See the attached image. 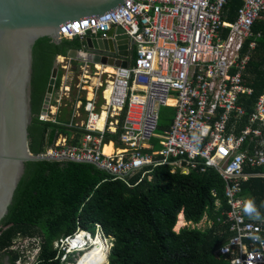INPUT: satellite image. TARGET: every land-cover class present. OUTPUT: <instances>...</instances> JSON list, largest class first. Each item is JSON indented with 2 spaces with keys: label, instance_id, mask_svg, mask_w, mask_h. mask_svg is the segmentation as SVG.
<instances>
[{
  "label": "built area",
  "instance_id": "built-area-1",
  "mask_svg": "<svg viewBox=\"0 0 264 264\" xmlns=\"http://www.w3.org/2000/svg\"><path fill=\"white\" fill-rule=\"evenodd\" d=\"M227 3L125 0L119 8L60 34L59 39H81L98 33L107 36L121 27L134 57L126 66L99 65L93 74L91 64L83 61L76 89L87 94L91 89L93 97L76 105L78 110L83 107L86 119L78 122L76 110L78 121L65 126L86 133L75 146L59 135L39 156L92 164L124 181L148 167L168 165L183 174L213 169L223 178L229 207L225 222L235 234L218 255L231 264H264V228L244 214L245 199L239 198L245 183L264 176V91L256 103H244L254 94L244 82L251 58L244 50L247 42L250 51L256 47L251 38L264 0H243L233 23L223 20ZM62 62L61 68L70 65ZM64 88L60 97L69 92ZM59 98L51 100L48 115L60 106ZM100 98L103 103L98 104ZM162 107L174 108L175 118L159 135ZM48 115L43 120L54 122ZM118 130L122 146L130 152L107 155V136ZM154 138L160 139L161 148L145 151L147 141ZM246 165L263 167V172H247ZM252 235L261 241L252 240Z\"/></svg>",
  "mask_w": 264,
  "mask_h": 264
},
{
  "label": "trees",
  "instance_id": "trees-1",
  "mask_svg": "<svg viewBox=\"0 0 264 264\" xmlns=\"http://www.w3.org/2000/svg\"><path fill=\"white\" fill-rule=\"evenodd\" d=\"M228 1L233 16L242 0ZM262 17L253 27L251 40L256 47L250 51L249 43L245 45L244 52L251 54V58L244 82L254 94L245 97L244 103H256L264 91V11ZM79 45L75 38L56 44L50 37H42L33 48V121L29 127V148L33 155L45 153L58 135L71 133V129L42 121L39 116L56 56L65 55L69 48ZM57 87L58 79L54 88ZM171 110L175 112L174 108ZM117 136L119 130L109 134L107 141H114ZM106 153L118 155L125 151L110 143ZM249 166L246 165L247 172H263V167ZM146 170L149 173L144 174ZM239 198L254 199L262 216L256 224L263 227L264 176L245 183ZM228 211L223 178L213 169L183 174L173 172L168 165L148 167L124 181L88 163L28 162L9 213L0 224V264H5V257L8 264L21 260V253L12 249L19 239L37 242L39 253L32 264H66L62 261L63 251L55 247L56 242L79 230L96 234L97 225L104 236L112 239L108 264H231L229 258L217 253L235 235L225 222ZM180 215L188 226L175 232ZM204 220L207 228L199 229Z\"/></svg>",
  "mask_w": 264,
  "mask_h": 264
},
{
  "label": "water",
  "instance_id": "water-1",
  "mask_svg": "<svg viewBox=\"0 0 264 264\" xmlns=\"http://www.w3.org/2000/svg\"><path fill=\"white\" fill-rule=\"evenodd\" d=\"M124 2L0 0V224L9 213L17 187L25 174L26 163L48 160L33 155L29 148V127L33 121V48L36 42L42 37H50L59 44V35L70 27L87 18L113 11ZM124 33L121 27H117L107 36L84 38L79 47L69 48L62 56L72 60L126 66L128 37ZM115 49L119 58L115 57ZM57 70L55 62L45 90L40 120L47 115Z\"/></svg>",
  "mask_w": 264,
  "mask_h": 264
},
{
  "label": "crops",
  "instance_id": "crops-1",
  "mask_svg": "<svg viewBox=\"0 0 264 264\" xmlns=\"http://www.w3.org/2000/svg\"><path fill=\"white\" fill-rule=\"evenodd\" d=\"M242 5H243V0H242ZM242 5L238 8V10L232 16L231 8L228 7V3H227V5L225 6V9L223 11V20L227 21V22H231V23L235 22V20L238 17V11L242 7ZM231 17L233 19H231ZM261 18H263V17H261ZM102 35L103 34H101V33L96 34L97 37H100ZM114 37H115V34H114ZM127 44H128V48H127V54L128 55L126 56V60H127V63H128V62L132 61V59L134 57V51H133V47L131 46V44L129 42ZM115 48H116V46H115ZM114 53H115V57L119 58V55L116 54L117 53V49H115ZM250 56H251V54H250ZM75 61L76 60H72V59H70V61H69L70 63L68 61H63L62 63L64 65H68V64H70V65H68L67 68L58 67L57 74H56V79H58V87L56 89L54 88V90H53L52 101L54 99H57V98L60 97L61 91H63V89H64V91L66 90V88H64V87L69 88V92L66 93V96H63V97L59 98L60 99V103H61L60 106L57 109L56 108L52 109V111H51L52 115L48 116L51 120H54V122L45 121V122H51V123L56 124V125H58L60 127L71 129L70 135H68V136L60 135L61 137H66V140H67V142H68V144L70 146L80 145L81 139L83 138V136L85 135L86 132L84 130H81V129L68 128L65 125H67L68 123H75L76 121H78L76 119H79L78 122H80L81 118H85L83 107L80 110H78V109H76V105H78V103L80 101H82L83 104H84L87 98L89 100V99H91L93 97V93H92L91 89L88 90V94L86 92L79 93L78 89H76V83H78V81L80 79V73H79L80 67H81L82 64H84V62L90 63V61H84V62H81V63L78 62V64H75ZM58 62H59V60L57 61L56 64H58ZM95 64H97L98 66L97 65H93L94 70H96L99 67V65H102V63H95ZM59 73H60V75L58 77ZM82 94H84V95H82ZM97 103L101 104V103H103V100L100 98V99H98ZM64 110H65V112H64ZM76 110H78L79 112H76ZM60 111H62L63 116L60 117L61 119H58L57 117H59ZM75 112H76V119H75ZM174 118H175V112H174V117H173V119L170 122V126L169 127H165L164 126L165 127L164 129H169L171 127V125L173 124ZM76 133H79V135H76ZM58 137H59V135H58ZM154 139H152L151 142H155L156 145L158 144L159 146H161L160 139H158V138H154ZM105 142L108 145L110 143H112L113 145L117 146V148H120V149L124 150L125 152H127V150H128L127 148L122 146L121 141H120V136H117V139L114 140V141H107V139H106ZM108 145H106V146H108ZM145 149L149 150V152L150 151H158L159 150V149L156 150V149L151 148L150 145H148V144H146ZM180 216H181V218H183V220H185L183 215H180ZM251 221L253 223L257 222V220H254V219H251ZM262 222H264V220ZM263 228H264V225H263Z\"/></svg>",
  "mask_w": 264,
  "mask_h": 264
},
{
  "label": "clouds",
  "instance_id": "clouds-1",
  "mask_svg": "<svg viewBox=\"0 0 264 264\" xmlns=\"http://www.w3.org/2000/svg\"><path fill=\"white\" fill-rule=\"evenodd\" d=\"M89 37H97V36L95 35V36H89ZM81 39H84V38H81ZM60 56H62V55H60ZM52 98H53V95H52ZM52 98H51V100H52ZM50 104H51V102H50ZM47 115H48V113H47ZM42 121H44V120H42ZM51 161H53V160H51ZM242 205H243L242 210H243L244 214L247 215L250 219H254V220H261L262 219L261 213L259 212V210L255 204L254 199H252V198L245 199L244 201H242ZM84 232L87 234L85 242H83L82 244H78L76 246H72L73 241L75 239H78V236L80 233H84ZM98 237H100V239L102 241L108 240V242H110L112 244V241H111L112 239L104 236V234L101 230V226L97 225L96 234H93L92 232L87 231V230H79V231H76V233L73 236H68V237L63 238V239L59 240L58 242H56L55 247L59 248V250L63 251L62 261L66 262V264H78L79 261L83 259V256L87 253V251H89L90 249H92L94 247V243L96 241L95 239H98ZM250 238L254 241H261V237L259 235H252ZM28 240L35 241V239H28ZM16 245H19V243L14 244L13 248ZM111 247H109L108 253H110ZM35 248L38 249V253H39V247H38V244L36 241L34 242V245L31 247V249H35ZM223 251H227V249H223ZM38 253H37V256H38ZM37 256L35 258V261L37 259ZM71 257L74 258V261H68V259ZM26 261H27V259H26ZM235 264H239V262L237 261V262H235Z\"/></svg>",
  "mask_w": 264,
  "mask_h": 264
},
{
  "label": "rangeland",
  "instance_id": "rangeland-1",
  "mask_svg": "<svg viewBox=\"0 0 264 264\" xmlns=\"http://www.w3.org/2000/svg\"><path fill=\"white\" fill-rule=\"evenodd\" d=\"M56 60L54 61V63L56 62L57 63V61L59 60V62H58V64H57V66L58 67H60L61 68V66H62V64H60V62H62V60H63V58H62V56L60 57L59 55H57L56 56V58H55ZM64 61H67V60H64ZM78 62H83L82 60H76L75 61V64H78ZM90 64H91V66H92V68H91V73L93 74L94 73V68H93V63L92 62H90ZM59 75H60V73L58 74V77H59ZM84 95V94H83ZM171 108L172 107H162V109H161V121H160V129L159 130H157V133L159 134V135H161V134H163V130H164V126H165V124L166 123H168L169 122V120H172L173 119V117H174V110H171ZM64 112H65V110H64ZM48 116H50V114L48 115ZM61 116H63V114H62V111H60V115H59V117H57L58 119H61L60 117ZM48 119H50L49 117H48ZM82 120H83V118H81ZM64 120V119H63ZM147 144L148 145H150V147L151 148H153V149H160L161 148V146H159L158 144L156 145L155 144V142H151V141H147ZM188 225L186 224V222H185V220H183V227H181V228H185V227H187ZM207 226H208V224H207V220H204L199 226H198V228L199 229H206L207 228ZM181 228L179 229V230H181ZM179 230H178V228L175 230V232H179ZM98 238H100V237H98ZM80 239V238H79ZM34 242L35 241H33V240H28V239H24V240H22V239H19V245H16L14 248H13V251H18V252H20L21 253V260L20 259H17L16 261H15V263L14 264H22L21 263V261L22 260H26L27 259V264H32L34 261H35V258H36V256H37V253H38V249H31V247L34 245ZM105 243H106V245H107V247H108V250H109V247H111L112 246V244L110 243V242H108V240H105L104 241ZM62 247V246H61ZM85 256V255H84ZM83 256V257H84ZM81 261V260H80ZM79 261V262H80Z\"/></svg>",
  "mask_w": 264,
  "mask_h": 264
},
{
  "label": "bare ground",
  "instance_id": "bare-ground-1",
  "mask_svg": "<svg viewBox=\"0 0 264 264\" xmlns=\"http://www.w3.org/2000/svg\"><path fill=\"white\" fill-rule=\"evenodd\" d=\"M107 70L112 71V67L108 66ZM103 121H104L103 119L98 121L99 127H101L103 125ZM106 147H105V153H106ZM115 147H117V146H115ZM127 152H130V150L128 149ZM106 154L110 155L109 153H106ZM181 227H183V218H181V216H179L178 223L175 227V230L177 228L179 230ZM86 237H87V234L85 232L80 233L78 236V239H75L73 241L72 246L82 244L83 242H85ZM95 240L96 241L94 243V247L92 249H90L89 251H87V253L83 257V259L78 264H107L108 263V252H109V250H108L106 243L104 241H102L100 238L95 239Z\"/></svg>",
  "mask_w": 264,
  "mask_h": 264
},
{
  "label": "flooded vegetation",
  "instance_id": "flooded-vegetation-1",
  "mask_svg": "<svg viewBox=\"0 0 264 264\" xmlns=\"http://www.w3.org/2000/svg\"><path fill=\"white\" fill-rule=\"evenodd\" d=\"M88 37H89V36H86L85 38H88ZM82 40H83V39H82ZM82 40H81V39H78V38H76V41H78L79 43H81V42H82ZM79 46H80V45H79ZM79 46H78V47H79ZM55 60H56V59H55ZM3 261H4V263H5V264H8V257H5Z\"/></svg>",
  "mask_w": 264,
  "mask_h": 264
}]
</instances>
